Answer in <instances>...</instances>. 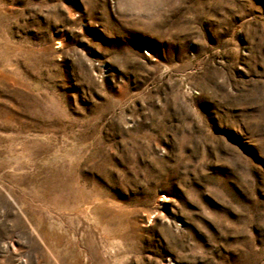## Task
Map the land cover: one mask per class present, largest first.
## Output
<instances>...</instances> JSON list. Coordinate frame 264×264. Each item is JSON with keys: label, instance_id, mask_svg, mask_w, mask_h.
Masks as SVG:
<instances>
[{"label": "rangeland", "instance_id": "rangeland-1", "mask_svg": "<svg viewBox=\"0 0 264 264\" xmlns=\"http://www.w3.org/2000/svg\"><path fill=\"white\" fill-rule=\"evenodd\" d=\"M0 264H264V0H0Z\"/></svg>", "mask_w": 264, "mask_h": 264}]
</instances>
